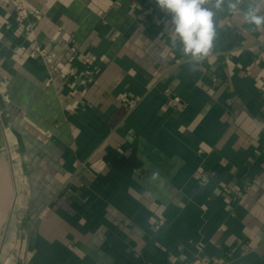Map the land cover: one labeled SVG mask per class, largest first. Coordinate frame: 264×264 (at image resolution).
I'll list each match as a JSON object with an SVG mask.
<instances>
[{
    "label": "crops",
    "instance_id": "1",
    "mask_svg": "<svg viewBox=\"0 0 264 264\" xmlns=\"http://www.w3.org/2000/svg\"><path fill=\"white\" fill-rule=\"evenodd\" d=\"M204 7L197 60L153 0H0V264H264V0Z\"/></svg>",
    "mask_w": 264,
    "mask_h": 264
},
{
    "label": "clouds",
    "instance_id": "2",
    "mask_svg": "<svg viewBox=\"0 0 264 264\" xmlns=\"http://www.w3.org/2000/svg\"><path fill=\"white\" fill-rule=\"evenodd\" d=\"M161 11H167L172 17L174 30L173 40L179 38L186 55L194 59H202L209 55L215 37L213 22L214 13L204 7L208 0H154ZM222 0H216L219 8ZM235 8L234 4L229 5ZM245 21L257 26L264 24V17L250 11L245 15Z\"/></svg>",
    "mask_w": 264,
    "mask_h": 264
},
{
    "label": "built area",
    "instance_id": "3",
    "mask_svg": "<svg viewBox=\"0 0 264 264\" xmlns=\"http://www.w3.org/2000/svg\"><path fill=\"white\" fill-rule=\"evenodd\" d=\"M155 9H156L155 4H149V6L145 9V15L151 17V21L153 24H155L157 26H162L164 29H166L167 25L158 16V14L155 13ZM25 16H26V8H25V5L21 2L18 6L17 17L19 19H23ZM240 29H242V28H240ZM40 54L43 57L48 56V54L45 50H42L40 52ZM261 57H262V59H264V52L261 54ZM92 69H93L92 66H87L86 69L80 71V73H79V76L81 77L80 82L83 86H87L88 79L92 76V73H93ZM69 73L71 75H75L77 73V71L72 68L69 70ZM85 92H86V89L83 91V93H85ZM139 100H140L139 98H134L130 102L132 105H136ZM172 102L177 107L185 106V104L182 103L181 98L178 96L174 97ZM197 175H198V181L200 184L205 185L208 183V181L210 179V174L208 171L200 170ZM249 251H251L250 248H247L244 251V253L246 254ZM192 264H228V262L221 261V260H213L207 256L198 255L194 258Z\"/></svg>",
    "mask_w": 264,
    "mask_h": 264
}]
</instances>
